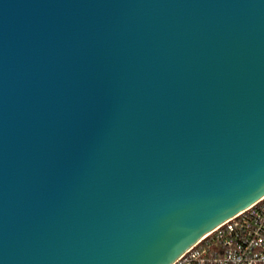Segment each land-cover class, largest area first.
Wrapping results in <instances>:
<instances>
[{"label":"water","instance_id":"obj_1","mask_svg":"<svg viewBox=\"0 0 264 264\" xmlns=\"http://www.w3.org/2000/svg\"><path fill=\"white\" fill-rule=\"evenodd\" d=\"M264 198V0H0V264H174Z\"/></svg>","mask_w":264,"mask_h":264},{"label":"built area","instance_id":"obj_2","mask_svg":"<svg viewBox=\"0 0 264 264\" xmlns=\"http://www.w3.org/2000/svg\"><path fill=\"white\" fill-rule=\"evenodd\" d=\"M174 264H264V198L216 228Z\"/></svg>","mask_w":264,"mask_h":264}]
</instances>
